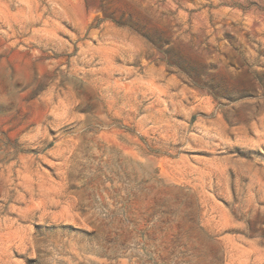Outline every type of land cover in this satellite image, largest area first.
<instances>
[{
    "label": "rangeland",
    "instance_id": "rangeland-1",
    "mask_svg": "<svg viewBox=\"0 0 264 264\" xmlns=\"http://www.w3.org/2000/svg\"><path fill=\"white\" fill-rule=\"evenodd\" d=\"M0 264H264V0H0Z\"/></svg>",
    "mask_w": 264,
    "mask_h": 264
}]
</instances>
